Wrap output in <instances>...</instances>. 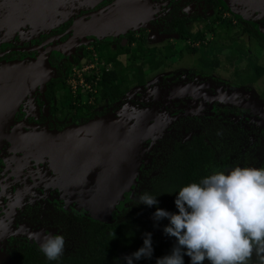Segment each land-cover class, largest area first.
Returning a JSON list of instances; mask_svg holds the SVG:
<instances>
[{"label": "flooded vegetation", "instance_id": "obj_1", "mask_svg": "<svg viewBox=\"0 0 264 264\" xmlns=\"http://www.w3.org/2000/svg\"><path fill=\"white\" fill-rule=\"evenodd\" d=\"M36 1L0 0V5L11 6L21 3L29 5ZM44 1L46 0H38V3ZM114 1L92 0L87 7L72 12L63 21L54 25L41 24L37 19L31 23H23L20 20L8 22L7 17L3 19L7 23L0 25V70L14 62L32 63L39 59H46L48 63L46 65L53 68L56 73L55 77H51L45 82L42 80L35 84L28 82L26 88L20 86L18 91L21 95L18 93L17 96L15 95L17 104L10 122L6 127L3 126L0 129V132L5 134L0 139V260L4 254V246L6 255L11 257L14 264H18L15 255L20 246L23 248L34 246L39 250L40 258H43L45 255L40 250V238L35 237L34 234L39 229L52 231V235L61 234L65 238V244L72 245L76 242L79 233L83 232L82 222L91 218L89 213L78 206L69 194L64 193L60 183V171L56 169L53 171L47 154L40 151L31 153L29 150H17V143L14 142L22 132L60 131L68 125L89 121L73 122L68 113L62 115L59 110L61 106L59 99L64 96L65 91H68L73 97L75 96L69 86L64 89L62 87L55 89V96H47V92L51 89L49 88L50 82L57 81V79L60 82H62L61 80L65 82L67 66L71 64L70 70L73 65L81 67V59L85 58L88 53L94 52L99 55L101 48L104 47H107L109 52L115 53L119 45L129 49L127 53L117 54L119 61L122 55L128 54L134 61V65H141L139 46L142 47L145 58L152 56L155 57V60L164 58V62L155 69H150L144 62L143 65L148 66V71L171 68L173 63H180L183 58L198 54L197 58L192 59L193 63L185 64L186 62H184L185 67L191 66L188 70L192 69L193 73H196L195 70L203 68L202 60H200L202 45L210 42L214 37L212 35L211 39L205 40L206 24L217 17L233 22L223 13L222 5L227 7L225 0H132L131 6L128 8V12L131 13L128 17L129 26L123 28V31L118 35L110 34L103 24L108 21L106 20L108 15L104 18V14ZM228 9L236 14L230 8ZM9 17L13 16L9 15ZM134 17H139V19L136 21ZM239 19L237 18L236 22ZM245 21L255 23L251 20ZM215 22V27H217L220 20L217 19ZM235 23L233 22L232 25ZM145 25H151L156 30L157 34L153 33L154 35L151 37L161 36L163 38L162 42L160 41L161 46L155 47L154 42L148 40L151 29ZM258 26L264 27V20L261 21V24H257ZM200 31L203 32L204 38L196 39L195 36ZM246 36L248 50L253 53L252 43L254 42L249 35L246 34ZM132 54L136 56L134 59H132ZM107 63L113 65L112 62ZM233 65L232 69L235 68ZM142 69L144 71V66ZM94 71L92 70V74L89 76L95 75ZM125 73L132 76L128 70H125ZM233 80L234 75L231 81L227 80L226 82L234 87ZM138 86L140 85H134L125 93L118 95L116 102L112 105L105 106L103 104L98 108L99 111L102 110V114L95 115L91 119L103 116L109 110L112 112L115 104L120 102L133 87ZM238 89L252 91L253 88L238 87ZM72 101L73 104L75 100L72 98ZM45 104H48L46 114H44L45 107H43ZM81 104L84 103L81 102ZM0 106L2 117H8V105ZM225 109L229 111H225ZM216 111L223 115H241L244 112L241 108L228 106L216 107ZM3 122L6 123L3 120L2 124ZM46 126L48 129L43 128ZM158 149L159 147L156 145L150 151L151 158L161 155ZM141 172L139 171L135 188L138 186ZM135 188L132 194L127 193L125 199L120 203L125 205V200L133 197ZM32 204L36 205L38 210L32 206L29 209L28 206ZM44 204H48L49 207H43ZM31 208L34 213L38 211V214L35 213V216H31ZM7 238L8 240L5 242Z\"/></svg>", "mask_w": 264, "mask_h": 264}, {"label": "trees", "instance_id": "obj_2", "mask_svg": "<svg viewBox=\"0 0 264 264\" xmlns=\"http://www.w3.org/2000/svg\"><path fill=\"white\" fill-rule=\"evenodd\" d=\"M217 19L220 22L215 27ZM238 21L241 28L237 29L235 28L236 24L232 25L231 20L220 19V17L212 19L206 24L205 31L211 32L214 37L213 40L202 45L200 60H202L203 68L202 70L197 69L195 72L209 74L205 69L219 66L218 54L224 48H228L230 52L225 57L227 62L230 64L234 60L245 62L242 67L235 66L233 69L232 85L244 89L255 88L257 81L264 75V66L258 62L257 56L248 50L246 41L241 35H249L250 39L263 49L264 38L252 23L241 18ZM195 37L203 39V32H198ZM138 51L142 58V64L134 65L132 60L126 68H121L117 54L127 53L129 49L119 45L117 51L112 53L107 47L101 48L99 56L104 57L106 62H112L113 69L107 70L102 67L98 77L95 75L86 77L87 82L96 90L91 104H89L90 102L81 104L82 92L73 97L68 91H65L64 96L59 99L61 103L59 110L62 115L68 113L73 122L88 121L95 115L102 114V110L99 111L98 108L103 104L110 106L116 102L118 95L125 93L134 85L144 84L146 77L142 69L143 63L146 62L150 69H155L164 62V58L159 60H155L154 56L145 58L140 46ZM135 57L132 54V59ZM70 66L71 64L66 68L65 78L70 71ZM125 70H128L132 76H128ZM61 81L57 79V81L50 82L49 88L51 89L47 92V96H55V89L66 87L64 80ZM258 92L259 97L264 100V89ZM86 93L90 96L88 92ZM72 98L75 100L73 104ZM225 111L229 110L225 109ZM158 152L161 155L156 158L152 157L149 165L142 169L133 197L127 198L125 205L120 203L112 213V222H100L92 218L84 220L82 222L83 232L79 233L75 243L65 244L64 253L58 260L50 261L45 256L40 258L41 254L34 246H25L24 248L20 246L15 255L16 262L18 264H127L124 257L131 255L143 246L145 233H151L153 254L151 258L134 259L133 264H156L157 258L170 254L176 244V238L166 235L163 231L164 226L169 224V220L163 218L156 221L153 218V213L158 207L169 212H178L175 205L178 191L183 186L199 182L205 176L213 173L214 151L205 141L204 136L192 135L183 142L174 140L168 149L159 148ZM142 194L157 196L158 204L151 207L143 203L137 204L138 198ZM183 259L184 264H191V258L186 254Z\"/></svg>", "mask_w": 264, "mask_h": 264}, {"label": "water", "instance_id": "obj_3", "mask_svg": "<svg viewBox=\"0 0 264 264\" xmlns=\"http://www.w3.org/2000/svg\"><path fill=\"white\" fill-rule=\"evenodd\" d=\"M91 1L46 0L38 3L37 0L29 5H0V25L14 20L31 23L34 19L41 24L54 25L72 12L87 7ZM231 1L244 12L240 14L244 19L258 25L264 20V0ZM130 2L132 0H115L105 12L104 18L108 15V21L103 24L110 34L118 35L123 28L129 26ZM6 17L5 22L3 19ZM134 19L137 21L139 17ZM261 28L264 31V27ZM46 64V59L32 63L14 62L0 70V105H8L9 110L8 117L3 118L0 114V129L6 127L15 111V95H21L19 87L26 88L30 82L35 84L44 80ZM3 120L6 122H3L4 125ZM155 129L156 122L148 119L130 122L108 115L86 123L68 125L60 131L22 132L14 142L17 143V150L47 154L53 171H60V183L64 192L85 209L92 219L110 223L117 205L125 199L127 193L132 194L137 185L146 149L144 141ZM4 136L0 132V139ZM34 234L41 242L53 233L39 229Z\"/></svg>", "mask_w": 264, "mask_h": 264}, {"label": "rangeland", "instance_id": "obj_4", "mask_svg": "<svg viewBox=\"0 0 264 264\" xmlns=\"http://www.w3.org/2000/svg\"><path fill=\"white\" fill-rule=\"evenodd\" d=\"M227 7L235 10L229 4ZM227 7L222 5L226 18H231L234 23L237 18L247 20L237 13L234 14ZM235 24L236 29L241 28L239 21ZM252 24L264 38L262 28L257 27L255 23ZM145 27L151 29L148 40L153 41L155 47L161 46L160 41L163 38L161 36L151 37L153 33L157 34L156 30L151 25H145ZM212 35L211 32H207L205 40L211 39ZM241 37L245 38L248 44L246 34ZM253 42L252 51L257 56L258 62L264 66V49L259 47L255 41ZM228 52H230L228 49H223L218 54L219 66L205 69L209 74L193 73L192 69L188 70L191 66L185 67L184 62L190 64L193 58L199 56L198 54L187 56L180 63H173L171 68L148 71V66L143 65L145 84L133 87L120 102L115 104L112 112L109 110L103 115H112L130 122L144 119L156 122V129L149 136L151 138L148 137L144 141L146 147L142 158L144 167L140 168V171L149 165L150 151L156 145L162 150L168 149V145L173 140L183 142L192 135L204 136L205 141L212 146L215 157L213 172L218 170L227 172L235 166L261 167L264 165V100L259 97L258 92L264 89V75L257 81L252 91H243L230 86L226 81L232 80V65L242 67L245 62L234 60L231 65L225 59ZM131 61V56L122 55L120 67L125 68L130 65ZM113 66L107 63L104 57L94 52L88 53L85 58L81 59V67L73 65L65 78V84L72 87L76 85L74 77L81 75L83 79V75L92 74V70H95V75L98 76L102 67L111 69ZM45 72L42 82L56 75L55 70L53 71V68L48 66ZM88 89L84 90H87L91 96L83 92L82 103L92 102L96 95L95 89ZM47 106L48 104L43 106L45 107L44 114L47 113ZM224 106L241 108L244 112L241 115H223L216 111V107ZM43 128L48 129V126ZM31 206L38 210L33 204L28 208L30 209ZM43 207H49V205L44 204ZM32 208L30 215L35 216L38 211L34 213ZM14 233L17 232L14 231ZM7 240L8 238L5 242ZM0 264H14L11 257L6 255L5 246ZM204 264H209V262L205 261ZM251 264H258V259L254 257Z\"/></svg>", "mask_w": 264, "mask_h": 264}, {"label": "clouds", "instance_id": "obj_5", "mask_svg": "<svg viewBox=\"0 0 264 264\" xmlns=\"http://www.w3.org/2000/svg\"><path fill=\"white\" fill-rule=\"evenodd\" d=\"M156 197L142 194L137 204L157 205ZM175 205L178 212L158 207L153 213L156 221L169 220L163 231L176 238L171 253L156 264H184V254L191 264H251L254 257L264 264V166L215 171L183 186ZM40 250L48 260H58L65 250L64 236L48 235ZM152 254L151 233H145L143 246L124 259L133 264Z\"/></svg>", "mask_w": 264, "mask_h": 264}, {"label": "built area", "instance_id": "obj_6", "mask_svg": "<svg viewBox=\"0 0 264 264\" xmlns=\"http://www.w3.org/2000/svg\"><path fill=\"white\" fill-rule=\"evenodd\" d=\"M87 76H89V75H83V79H81V75L74 77L75 80H76V85H73L72 87L69 86L70 91L72 92V94L74 96H76L79 92H82V93L83 92H88L87 90H84V89H88V88L93 89L92 86H91V84L89 82H87V80H86V77ZM87 86H88V88H86Z\"/></svg>", "mask_w": 264, "mask_h": 264}, {"label": "bare ground", "instance_id": "obj_7", "mask_svg": "<svg viewBox=\"0 0 264 264\" xmlns=\"http://www.w3.org/2000/svg\"><path fill=\"white\" fill-rule=\"evenodd\" d=\"M225 2H226V5H228L229 4V6L230 7H232V8H234L235 10H233L235 13H237V14H244V12H241L239 9H238V7L236 6V4L233 2V1H231V0H225ZM231 9V8H230ZM232 10V9H231Z\"/></svg>", "mask_w": 264, "mask_h": 264}]
</instances>
